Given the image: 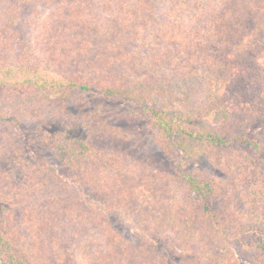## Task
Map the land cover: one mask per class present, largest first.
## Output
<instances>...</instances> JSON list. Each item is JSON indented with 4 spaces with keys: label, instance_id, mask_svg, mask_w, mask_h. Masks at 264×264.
Returning <instances> with one entry per match:
<instances>
[{
    "label": "trees",
    "instance_id": "16d2710c",
    "mask_svg": "<svg viewBox=\"0 0 264 264\" xmlns=\"http://www.w3.org/2000/svg\"><path fill=\"white\" fill-rule=\"evenodd\" d=\"M5 2L0 0L2 11ZM137 3L117 2L123 29H116V38L103 49L108 67L102 91L105 100L128 101V117L157 131L158 144L173 163L179 195L169 194L170 184L154 177L139 187L122 188L116 201L135 205L133 219L156 234H173L177 264H238L231 252L234 245L247 253L249 264H264V146L253 134L255 127L264 131V0H228L224 6L211 0L207 9L201 0H193V13L186 10L189 19L176 10L171 22H152L149 27V6ZM135 21L141 31L151 28V37L141 44H136L141 34L125 32ZM70 35L57 37L50 50L55 62H67L65 69L79 53ZM95 44L86 47L87 54L94 52ZM21 67L15 73L6 68L8 74L0 75V96L10 98L25 89L40 95L49 86L53 93L66 95L57 77L29 75L25 65ZM225 90H231V100L224 103L220 99L228 98ZM157 96L162 98L158 107ZM213 123L218 128H212ZM56 139L62 147L65 140ZM70 144L67 151L72 155L91 153L80 142ZM201 155L229 176L226 187L215 175L188 170ZM229 187L243 207L229 209L230 199L225 205L215 202ZM16 235L0 216V264H37L23 253ZM119 244L96 264H171L167 254L160 258L137 246L131 250L127 245L132 243Z\"/></svg>",
    "mask_w": 264,
    "mask_h": 264
},
{
    "label": "rangeland",
    "instance_id": "374dc122",
    "mask_svg": "<svg viewBox=\"0 0 264 264\" xmlns=\"http://www.w3.org/2000/svg\"><path fill=\"white\" fill-rule=\"evenodd\" d=\"M119 1L146 3L148 27L171 22L176 10L188 19L187 11L193 13V0H6L0 9V75L8 74L6 68L15 73L25 65L29 75L57 77L66 91L62 97L49 86L40 95L25 89L10 98L0 96V216L17 233L23 253L37 264H96L111 256L120 241L132 243L127 245L131 250L137 246L160 258L167 254L171 264L178 261L179 250L171 249L172 233L156 234L133 219L135 205L116 201L122 188L139 187L154 177L170 184L169 194L179 195L173 163L160 148L157 131L128 117V101L104 99L108 66L103 49L116 38L115 30L123 29ZM227 1L215 3L224 6ZM201 2L203 9L211 5V0ZM130 27L125 32L141 34L136 44L151 37V28L150 33L141 31L137 21ZM64 32L72 34L71 43L79 47L68 69L67 62H55L50 55ZM94 43V52L87 54L86 47ZM230 95L231 90H225L228 98L220 101L229 102ZM157 98L158 107L162 98ZM253 134L264 146V131L255 127ZM56 138L65 140L62 147ZM71 141L91 153L70 154ZM188 170L215 175L225 187L231 181L202 155ZM228 199L229 209L243 207L232 187L215 202L225 205ZM231 252L238 264H249L240 246Z\"/></svg>",
    "mask_w": 264,
    "mask_h": 264
}]
</instances>
